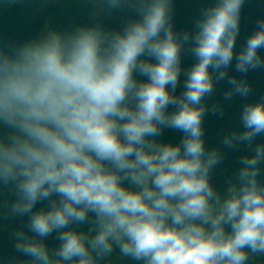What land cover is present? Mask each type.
Masks as SVG:
<instances>
[{
	"label": "clouds",
	"instance_id": "9594fccd",
	"mask_svg": "<svg viewBox=\"0 0 264 264\" xmlns=\"http://www.w3.org/2000/svg\"><path fill=\"white\" fill-rule=\"evenodd\" d=\"M92 16L129 8L119 28L101 20L0 39V220L15 255L5 264H249L264 256V97L245 103L246 145L220 192L226 159L206 145L210 98H247V74L264 69V18L236 52L246 0H211L190 29L175 25V0H92ZM194 62L183 66V55ZM235 72L231 75L233 66ZM182 90L177 91L181 87ZM140 77V78H138ZM166 130L180 133L178 143ZM46 202L43 207H37ZM86 226V230L84 229ZM58 241L49 247L48 238ZM119 250L118 255L114 252Z\"/></svg>",
	"mask_w": 264,
	"mask_h": 264
},
{
	"label": "water",
	"instance_id": "95a60500",
	"mask_svg": "<svg viewBox=\"0 0 264 264\" xmlns=\"http://www.w3.org/2000/svg\"><path fill=\"white\" fill-rule=\"evenodd\" d=\"M211 0H175V25L178 30L190 29L194 20L198 17L200 9L207 6ZM94 4L92 0H0V39L3 41H23L39 35L45 26L58 30L71 29L77 24L94 23L99 19L109 28H119L127 18L135 15L134 10L124 8L114 10L111 14H102L98 18L92 16ZM264 18V0H246L242 9L241 31L237 37L236 52L242 48L246 38L256 28V21ZM264 55V50H262ZM194 62V57L190 53L183 55V66L189 67ZM233 66L230 69L231 75H240L235 72ZM140 78V77H138ZM183 75L181 76L182 90ZM248 81L252 84V93L247 98L239 96L232 100H224V92L230 87L227 80L216 84L214 93L207 99L209 108L213 103L219 102L224 105L225 115L219 117L213 115L211 111L205 117L206 145L209 148L219 147L226 153V159L218 165L212 174V183L220 191L224 192L227 188L229 178L239 168V157L245 154H252L246 145H241L238 149H227L221 141L223 134L233 130H242L240 113L245 103L258 101L264 97V69H256L247 74ZM166 141L178 143L180 133L166 130L163 137ZM256 143L264 142V136L256 138ZM261 172L264 171V163L260 165ZM9 199L8 194H0V211L3 210V202ZM46 202H41L37 207H43ZM21 218L0 220V257L15 255L13 241L10 232L18 227ZM86 230V226L84 229ZM49 247L58 246V241L52 237L48 238ZM119 250L114 252L118 255ZM0 264H5L4 259H0Z\"/></svg>",
	"mask_w": 264,
	"mask_h": 264
}]
</instances>
